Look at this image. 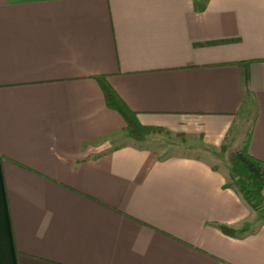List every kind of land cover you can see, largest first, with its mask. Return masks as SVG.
<instances>
[{
    "label": "crops",
    "instance_id": "crops-1",
    "mask_svg": "<svg viewBox=\"0 0 264 264\" xmlns=\"http://www.w3.org/2000/svg\"><path fill=\"white\" fill-rule=\"evenodd\" d=\"M100 75L181 154L127 137ZM228 138L264 162V0H0V264H264L188 153Z\"/></svg>",
    "mask_w": 264,
    "mask_h": 264
},
{
    "label": "trees",
    "instance_id": "trees-1",
    "mask_svg": "<svg viewBox=\"0 0 264 264\" xmlns=\"http://www.w3.org/2000/svg\"><path fill=\"white\" fill-rule=\"evenodd\" d=\"M94 79L102 92L105 106L116 111L123 119L127 137L140 141L148 134L159 131L158 128L146 127L138 123L135 113L127 108L121 98L108 85L105 76H95ZM246 139L239 149L230 151L227 156L228 170L223 188L232 190L255 213V216L264 222V199L261 194L264 189V162L248 154ZM220 149L226 148L221 146ZM217 228L228 236H235L243 232V229L235 230L224 225H219Z\"/></svg>",
    "mask_w": 264,
    "mask_h": 264
},
{
    "label": "rangeland",
    "instance_id": "rangeland-1",
    "mask_svg": "<svg viewBox=\"0 0 264 264\" xmlns=\"http://www.w3.org/2000/svg\"><path fill=\"white\" fill-rule=\"evenodd\" d=\"M229 140H230V138L227 139L226 144H228V143L229 144H228V148L225 152H218L217 151L215 153H211V152L209 153L207 151L190 150L188 153L199 154L201 157L207 159L208 161H211V162L217 164V166H219L224 171V173H227V170H228L227 156H228L229 152L235 148V146L238 142L237 138H235L234 142H231V143L229 142ZM111 142H112V140H111ZM147 143L149 145L153 144V146H155V148L159 150V152L158 151L157 152L161 156L162 155L165 156V155H169V154H181L179 152H182L181 150H184V146H182L180 143L176 142L173 138L166 137L163 134H156V133L153 134V136L149 137V139L147 140ZM263 199H264V197H263ZM263 207H264V202H263ZM255 219L259 220L257 218V216H255ZM259 221H261V220H259Z\"/></svg>",
    "mask_w": 264,
    "mask_h": 264
}]
</instances>
